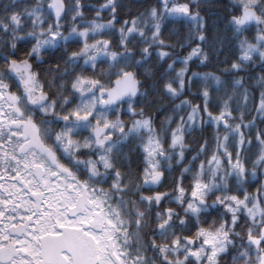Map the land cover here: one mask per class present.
<instances>
[{"label": "snow or ice", "instance_id": "1", "mask_svg": "<svg viewBox=\"0 0 264 264\" xmlns=\"http://www.w3.org/2000/svg\"><path fill=\"white\" fill-rule=\"evenodd\" d=\"M0 264H264V0H0Z\"/></svg>", "mask_w": 264, "mask_h": 264}, {"label": "trees", "instance_id": "2", "mask_svg": "<svg viewBox=\"0 0 264 264\" xmlns=\"http://www.w3.org/2000/svg\"><path fill=\"white\" fill-rule=\"evenodd\" d=\"M90 2L93 3V4H95V3H97V2L102 3L103 0H90ZM225 2H227V0H225ZM221 14H222V20H221V23H222V25H223V23H225V21L223 20V15H224L223 10H221ZM209 70H210V69H209Z\"/></svg>", "mask_w": 264, "mask_h": 264}]
</instances>
